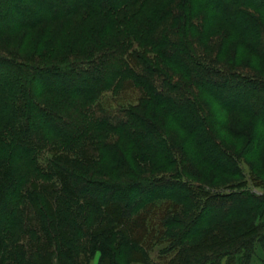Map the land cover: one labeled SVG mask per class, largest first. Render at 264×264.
<instances>
[{"label": "trees", "instance_id": "1", "mask_svg": "<svg viewBox=\"0 0 264 264\" xmlns=\"http://www.w3.org/2000/svg\"><path fill=\"white\" fill-rule=\"evenodd\" d=\"M0 40V264H264V0H0Z\"/></svg>", "mask_w": 264, "mask_h": 264}, {"label": "rangeland", "instance_id": "2", "mask_svg": "<svg viewBox=\"0 0 264 264\" xmlns=\"http://www.w3.org/2000/svg\"><path fill=\"white\" fill-rule=\"evenodd\" d=\"M2 40H0V47H1V49H6V45L5 44H3L2 42H1ZM242 166H244L246 169H245V172L246 173H248V168H247V166H245L244 164H242ZM256 189H258V190H256L258 193H261L262 192V190H260L259 188H256ZM90 264H98V256H95L92 260H91V262H90Z\"/></svg>", "mask_w": 264, "mask_h": 264}]
</instances>
